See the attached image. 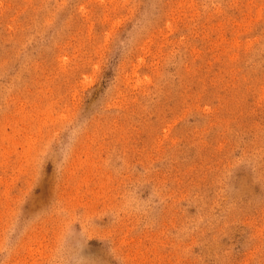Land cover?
Returning a JSON list of instances; mask_svg holds the SVG:
<instances>
[{
  "label": "rangeland",
  "instance_id": "1",
  "mask_svg": "<svg viewBox=\"0 0 264 264\" xmlns=\"http://www.w3.org/2000/svg\"><path fill=\"white\" fill-rule=\"evenodd\" d=\"M0 264H264V0H0Z\"/></svg>",
  "mask_w": 264,
  "mask_h": 264
}]
</instances>
